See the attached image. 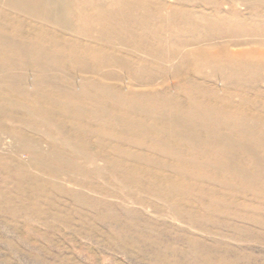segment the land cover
Masks as SVG:
<instances>
[{
	"label": "rangeland",
	"instance_id": "1",
	"mask_svg": "<svg viewBox=\"0 0 264 264\" xmlns=\"http://www.w3.org/2000/svg\"><path fill=\"white\" fill-rule=\"evenodd\" d=\"M88 1L49 13L53 67L0 56V264H264V0ZM168 99L199 148L167 131Z\"/></svg>",
	"mask_w": 264,
	"mask_h": 264
},
{
	"label": "bare ground",
	"instance_id": "2",
	"mask_svg": "<svg viewBox=\"0 0 264 264\" xmlns=\"http://www.w3.org/2000/svg\"><path fill=\"white\" fill-rule=\"evenodd\" d=\"M43 2H44V4H43ZM89 4H91V1H88V0H0V56H2V57H8V58H10L11 56L13 57V54H16V53H19V55H25V57H26V55L29 57V56H31L32 58L33 57H35V58H40V59H43V61L45 62L46 60H47V62L45 63V64H43L42 62L40 63V62H37V64L39 65V66H41L40 67V69L42 68V69H44V68H51V67H53V65H52V63H48V62H50L51 60H53L54 58H56V54H58L57 52H54L53 50H52V45H50L48 42V46H46V44H45V41L46 40H48V38H51V39H55L56 40V38L58 39L59 38V32H57L58 31V22L55 20V18L54 17H52V15L51 14H49V13H57L58 15H62V14H64L65 13V11H66V8H68L69 10H70V12H71V15L73 14V15H76L77 13H78V15H79V17H80V15L81 14H83L84 12L86 13V11L88 10V6L87 5H89ZM92 8V7H91ZM90 8V9H91ZM45 10H47V11H45ZM44 11V12H43ZM46 12V13H45ZM77 12V13H76ZM92 12V11H91ZM95 12V11H94ZM93 12V13H94ZM84 13V14H85ZM83 14V15H84ZM72 15V16H73ZM93 15V14H92ZM91 15V16H92ZM66 16V15H65ZM95 16V15H94ZM94 16H92V17H94ZM140 16V15H139ZM138 16V17H139ZM74 17V16H73ZM82 17V16H81ZM97 17H99L98 15H97ZM78 18V17H77ZM88 18V17H87ZM91 18V17H90ZM95 18V17H94ZM74 19V18H73ZM84 19H85V17H84ZM96 19V18H95ZM94 19V20H95ZM98 19V18H97ZM115 19V18H114ZM100 20V19H99ZM75 21V20H74ZM103 21V20H102ZM112 20H110V22H111ZM44 22H46V23H44ZM81 22V21H80ZM40 23L41 24H47V23H49L48 25H51V26H49L48 28L47 27H44L43 25H40ZM64 23V22H63ZM217 23V22H216ZM105 24V23H104ZM10 27H14V29H15V26L16 25H19V26H21L23 29H24V27H26V26H30V32H24V31H10V30H8V28H9V26ZM15 25V26H14ZM64 25V24H63ZM89 26V25H88ZM8 27V28H7ZM138 27V26H137ZM145 27V26H144ZM27 28V27H26ZM29 28V27H28ZM138 29H139V27H138ZM158 30V29H157ZM28 31V30H27ZM62 31V30H61ZM119 31V30H118ZM229 31V30H228ZM92 32V31H91ZM89 33V32H88ZM121 33H122V31H121ZM58 35V36H57ZM74 35H76V34H74ZM73 35V36H74ZM88 35H90V34H88ZM79 36V35H78ZM86 36V35H85ZM92 37H93V35H91ZM139 36V35H138ZM204 36V35H203ZM62 39V38H61ZM81 39V38H80ZM101 39V38H100ZM60 40V39H59ZM90 40V39H89ZM107 40V39H106ZM49 41H51V40H49ZM61 41V40H60ZM60 41H59V43H60ZM91 41V40H90ZM197 41V40H196ZM42 42V43H41ZM55 42H57V41H55ZM61 42H63V41H61ZM75 42V41H74ZM105 42V41H104ZM40 43L42 44V46L43 47H40L39 45H40ZM65 43V42H64ZM71 43V42H70ZM84 44H85V42H83ZM95 43V42H94ZM97 43V42H96ZM53 44V43H52ZM57 44V43H56ZM55 44V45H56ZM99 44V43H98ZM98 44H96V45H98ZM103 44H105V43H103ZM186 44V43H185ZM82 45V44H81ZM87 45V44H86ZM211 45V44H210ZM61 46V45H60ZM72 46V45H71ZM80 46V45H79ZM38 47H40V48H38ZM63 47H65L66 48V45L65 46H61V47H59L60 48V51H66L65 50V48H63ZM93 47V46H92ZM55 48V47H54ZM57 48V47H56ZM55 48V49H56ZM72 48V47H71ZM75 48V47H74ZM83 48V47H82ZM90 48V47H89ZM108 48V47H107ZM114 48V47H113ZM160 48V47H159ZM171 48V47H170ZM188 48V47H187ZM186 48V49H187ZM196 48V47H195ZM70 49V48H69ZM98 49V48H97ZM101 49V48H100ZM166 49V48H165ZM185 49V50H186ZM193 49V48H192ZM205 49H207V48H205ZM88 50V49H87ZM106 50V49H105ZM119 50V49H118ZM213 50V49H212ZM59 51V52H60ZM70 51V50H69ZM72 51H75V50H72ZM89 51V50H88ZM93 51H95V50H93ZM98 51H100L99 49H98ZM187 51V50H186ZM221 51V50H220ZM61 52V53H62ZM86 52V51H85ZM183 52V51H182ZM227 52V51H226ZM189 53V52H188ZM187 53V54H188ZM202 52H200V54H201ZM79 54V53H78ZM91 54V53H90ZM89 54V55H90ZM94 54H96L95 52H94ZM101 54V53H100ZM99 54V55H100ZM178 54V53H177ZM225 54V53H224ZM21 55V56H22ZM59 55H60V53H59ZM192 55H194V54H192ZM96 56V55H95ZM101 56V55H100ZM103 56V55H102ZM183 56V55H182ZM60 57V56H59ZM22 58V57H21ZM61 59V58H60ZM5 60H7V59H5ZM5 60H3V59H0V71H5L6 69H7V63H6V61ZM27 60V59H26ZM92 60V59H91ZM93 60H95V59H93ZM187 60V59H186ZM244 60V59H243ZM8 61V60H7ZM88 61V60H87ZM97 61V60H96ZM10 62V61H9ZM58 62V61H57ZM91 63V62H90ZM10 65V64H9ZM60 66H61V64H60ZM92 66V65H91ZM97 66H98V64H97ZM9 69H11V68H9ZM92 69V68H91ZM102 69V68H101ZM8 70V69H7ZM46 72V71H45ZM180 72V71H179ZM191 72V71H190ZM41 75V74H40ZM11 78V77H10ZM41 84V83H40ZM94 84V83H93ZM192 85V84H191ZM64 86V85H63ZM85 87V86H84ZM204 87V86H203ZM52 88V87H51ZM40 89H41V87H40ZM117 89V88H116ZM204 89V88H203ZM213 89V88H212ZM89 91V90H88ZM47 92V91H46ZM215 92V91H214ZM0 93H1V91H0ZM71 93V92H70ZM124 94V93H123ZM135 94H133V96H134ZM200 95V94H199ZM83 96V95H82ZM153 96V95H152ZM229 96V95H228ZM21 97V96H20ZM65 97V96H64ZM149 97V96H148ZM13 98V97H12ZM89 98V97H88ZM101 98V97H100ZM111 98V97H110ZM150 98V97H149ZM175 98V97H174ZM221 98H223V97H221ZM220 98V99H221ZM72 99V98H71ZM108 99V98H107ZM171 99V98H170ZM190 99V98H189ZM49 100V99H48ZM79 100V99H78ZM94 100V99H93ZM92 100V101H93ZM106 100V99H105ZM145 100V99H144ZM152 100V99H151ZM174 100V99H173ZM172 100V101H173ZM177 100V99H176ZM192 100L194 101V99L192 98ZM191 100V101H192ZM196 100V99H195ZM214 100V99H213ZM231 100V99H230ZM43 101V100H42ZM76 101V100H75ZM85 101V100H84ZM108 101L110 102V100L108 99ZM170 100L168 99V101L167 102H169ZM172 101H170V103H174V101L172 102ZM191 101H190V104L192 105V103H191ZM223 101H224V99H223ZM232 101V100H231ZM80 102V101H79ZM97 102V101H96ZM99 102V101H98ZM119 102V101H118ZM141 102V101H140ZM166 102V103H167ZM235 102V101H234ZM74 103V102H73ZM82 103V102H81ZM112 103V102H111ZM124 103V102H123ZM146 103V102H145ZM165 103V105L166 106H169V108H170V111H167L166 110V108H168V107H165V109L164 110H166V112H168V114H171L170 116H173V117H167V119L168 120H166L167 121V123H168V126H167V131H169V130H175V131H177V132H179L178 130L180 129V131L182 130L183 131V133L185 132V136H183L182 135V133L180 134L181 136H180V141H182V143H186L187 142V144H191L190 142V140H191V137H192V135H193V139H195V140H193V142L194 141H196V138H198L200 135V133L198 134V132H197V128L199 127V126H197V125H199V123L201 124V122H198L199 121V119H198V123H195L196 122V118H194V112H193V114L192 113H189V111H190V109H189V111L186 113H184V106H183V104H182V102L180 103H178L177 105H175V103H174V105L172 104V105H170V104H166ZM201 103V102H200ZM233 103V102H232ZM149 104H151V103H149ZM148 104V105H149ZM155 104V103H154ZM189 104V103H188ZM194 104V103H193ZM206 104V103H205ZM220 104V103H219ZM156 106H157V104H155ZM164 105V106H165ZM190 105V106H191ZM227 105V104H226ZM112 106V105H111ZM178 106V107H177ZM233 106H235L236 107V105H233ZM66 107V106H65ZM69 107V106H68ZM107 107H108V105H107ZM114 108H116V107H114ZM114 108H111L113 111H114ZM168 108V109H169ZM183 108V109H182ZM186 108V107H185ZM193 108V107H192ZM175 109H177V110H175ZM228 109V108H227ZM46 110V109H45ZM109 110H110V107H109ZM108 110V111H109ZM116 110H117V108H116ZM115 110V111H116ZM225 110V109H224ZM35 111V110H34ZM112 111V112H113ZM194 111V110H193ZM227 111V110H226ZM230 111V110H229ZM69 112V111H68ZM111 112V111H110ZM119 112V111H118ZM158 112V111H157ZM171 112V113H170ZM191 112V111H190ZM210 112V111H209ZM71 113V112H70ZM126 113V112H125ZM162 113H163V110H162ZM226 113V112H225ZM256 113V112H255ZM258 113V112H257ZM130 114V113H129ZM132 114V113H131ZM152 114V113H151ZM167 114V113H166ZM165 114V115H166ZM200 114H203V113H200ZM207 115H209V113L207 112L206 113ZM205 114V115H206ZM212 114V113H211ZM128 115V114H127ZM177 115V117L178 116H180L181 118H183V120H182V122L180 123L178 120H179V117L176 119V116ZM193 115V116H192ZM195 115H196V112H195ZM204 115V114H203ZM237 115V114H236ZM258 115H259V113H258ZM32 116V115H31ZM77 116H79V115H77ZM102 116V115H101ZM129 116V115H128ZM133 116V115H132ZM169 116V115H168ZM198 116H200V115H198ZM210 116V115H209ZM249 116H251V115H249ZM104 117V116H103ZM113 117V116H112ZM123 117V116H122ZM139 117V116H138ZM147 117H150V116H147ZM174 117H175V119H174ZM197 117V116H196ZM203 117V116H202ZM205 117V116H204ZM211 117V116H210ZM255 117V116H254ZM79 118V117H78ZM99 118H100V116H99ZM128 118V117H127ZM140 118V117H139ZM146 118V117H145ZM155 118H158V117H155ZM160 118V117H159ZM201 118V117H200ZM205 118H207L208 119V117L206 116ZM107 119V118H106ZM148 119V118H147ZM152 119V118H151ZM162 119V118H161ZM160 119V120H161ZM196 119V120H195ZM210 119V118H209ZM260 119H262V118H260ZM61 120V119H60ZM64 120V119H63ZM124 120V119H123ZM146 120V119H145ZM149 120V119H148ZM156 120H158V119H156ZM159 120V121H160ZM163 120V119H162ZM217 120V119H216ZM105 121V120H104ZM109 121H111V122H113V120H111V119H109L108 120V122ZM150 121V120H149ZM208 121H210V120H208ZM217 121H219V120H217ZM236 121V120H235ZM53 122V121H52ZM122 122H124V121H122ZM156 121L154 120V123H155ZM177 122V123H176ZM212 122V121H211ZM259 122V121H258ZM47 123V122H46ZM115 123V122H114ZM165 123V122H164ZM163 122L162 123H160V124H164ZM178 123L181 125V124H183V125H181V126H183V127H181V126H179L178 125ZM206 122H204V124H205ZM209 123V122H208ZM39 124V123H38ZM81 124V123H80ZM111 124V123H110ZM109 124V125H110ZM116 124V123H115ZM129 124V123H128ZM145 124V123H144ZM175 124V125H174ZM207 124V123H206ZM212 124V123H211ZM217 124V123H216ZM54 125V124H53ZM65 125V124H64ZM88 125V124H87ZM107 125V124H106ZM127 125V124H126ZM130 125V124H129ZM128 125V126H129ZM146 125V124H145ZM145 125H144V127H145ZM154 126L156 125V124H153ZM167 125V124H166ZM213 125V124H212ZM221 125V124H220ZM82 126V125H81ZM84 126V125H83ZM111 126V125H110ZM109 126V127H110ZM121 126H123L124 127V125H122L121 124ZM132 126V125H131ZM156 126H158V128H159V125H156ZM160 126H162L163 127V125H160ZM174 126V127H173ZM177 126V127H176ZM205 126V125H204ZM218 126V125H217ZM85 127V126H84ZM111 127H114V124H113V126H111ZM117 127H118V125H117ZM116 127V128H117ZM126 127V126H125ZM149 127V126H148ZM164 127H165V129H166V126L164 125ZM200 127H202L203 128V130H204V127L202 126V125H200ZM200 127H199V129H200ZM205 127H207L208 128V126H205ZM214 127H216V126H213V128ZM221 127V126H220ZM219 127V128H220ZM115 128V127H114ZM128 128V127H127ZM132 128V127H131ZM134 128V127H133ZM207 128H205V129H207ZM211 128H212V126H211ZM146 129H147V126H146ZM163 129V128H162ZM208 129H210V128H208ZM216 129V128H215ZM214 129V130H215ZM111 130V129H110ZM115 130H117V129H115ZM115 130H113V132L115 131ZM156 130V129H155ZM164 130V129H163ZM211 131V129L209 130V131H211V132H214L215 133V131ZM259 130V129H258ZM97 131V130H96ZM112 131V130H111ZM129 131V130H128ZM149 131V133H151L150 132V130H147V132ZM151 131H152V129H151ZM162 131V130H161ZM181 131V132H182ZM115 132H117V131H115ZM172 133H173V131H171ZM202 132V131H201ZM205 133H206V130L204 131ZM210 132V133H211ZM218 132H219V134H221L220 133V131L218 130ZM218 132H217V134H218ZM95 133V132H94ZM158 133H160L159 131H158ZM176 133V132H175ZM175 133H173V135L175 134ZM180 133V132H179ZM179 133H178V135H179ZM213 133V134H214ZM112 134H114V133H112ZM203 134V133H202ZM209 133H207L206 135H208ZM216 134V133H215ZM216 134V135H217ZM115 136H116V133L114 134ZM121 135H123V134H121ZM127 135H129V134H127ZM154 135V134H153ZM162 135H164V134H162ZM176 135V134H175ZM215 135V136H216ZM252 135V134H251ZM256 135V134H255ZM255 135H254V138H255ZM119 136V135H118ZM118 136H117V138H118ZM130 136V135H129ZM139 136V135H138ZM159 135H157V137H158ZM161 136V135H160ZM158 137V139L156 140V141H158L159 140V138H160V140H162V139H165V140H167L166 141V143L168 144L169 143V145L171 144V142H172V138L171 139H166L167 137ZM196 136V138H194ZM210 136V137H209ZM209 136H208V138H210V141H208V143L210 142H213V139L211 138V135L209 134ZM219 136V135H218ZM217 136V137H218ZM125 137H126V135H125ZM144 137V136H143ZM142 137V138H143ZM156 137V138H157ZM176 137V136H175ZM179 137V136H178ZM203 137L205 138L206 136H203L202 135V140H203ZM213 137H214V135H213ZM127 138V137H126ZM155 138V137H154ZM200 137H199V139H201ZM219 138V137H218ZM237 138H238V136H237ZM253 138V139H254ZM124 139V138H123ZM135 139V138H134ZM140 139V138H139ZM148 139V138H147ZM186 139V140H185ZM131 140V139H130ZM141 140V139H140ZM143 140V139H142ZM141 140V141H142ZM159 140V141H160ZM188 140L190 141L189 143H188ZM207 140V139H206ZM220 140V139H219ZM255 140H256V138H255ZM261 140H263L262 138H261ZM113 141V140H112ZM118 141H120V139L118 140ZM124 141H126V140H124ZM133 141V140H132ZM155 141V143H157ZM179 141V142H180ZM217 141V140H216ZM233 141V140H232ZM259 141V140H258ZM137 142V141H136ZM143 142H144V140H143ZM205 142H207V141H205ZM254 142V141H253ZM252 142V143H253ZM159 143V142H158ZM161 143H163V140H162V142ZM200 143H203L202 141L200 142ZM199 141L197 142H194V146H193V148H191V150H193V149H195V148H199ZM225 143V142H224ZM231 143V142H230ZM259 143V142H258ZM263 143V142H262ZM101 144V143H100ZM123 144V143H122ZM121 144V145H122ZM140 144V143H139ZM146 144V143H145ZM160 144V143H159ZM213 144H216V142L214 143H212V145ZM219 144V143H218ZM157 145V144H156ZM163 145V144H162ZM165 145V144H164ZM176 145H178L179 146V144L177 143ZM204 145V144H203ZM256 145H257V143H256ZM261 145V144H260ZM117 146V145H116ZM154 146V148L156 147L155 145H153ZM158 146V145H157ZM166 146H168V145H166ZM175 146V145H174ZM182 146H184V145H182ZM180 147V148H182V150H184L183 149V147ZM190 146V145H189ZM201 146V145H200ZM208 146H211V144L210 145H208ZM150 147H152V146H150ZM159 147H162V146H159ZM178 147V148H179ZM185 147V146H184ZM203 147V146H202ZM202 147H200V149L199 150H201L202 149ZM205 147H206V145H205ZM216 147H218V148H220L219 146H216ZM216 147H209V148H213V149H215ZM118 148H120V147H118ZM117 148V149H118ZM127 148V147H126ZM167 148H169V147H167ZM167 148H164V146H163V149H167ZM171 148V147H170ZM173 148V147H172ZM179 148V149H180ZM209 148H206V149H209ZM237 148V147H236ZM249 148V147H248ZM252 148V147H251ZM116 149V150H117ZM122 149V148H121ZM176 149V148H175ZM179 149H178V151H179ZM188 149V148H187ZM186 149V150H187ZM156 150V149H155ZM157 150H160V149H157ZM156 150V151H157ZM173 150V149H172ZM172 150H171V152H172ZM177 150V149H176ZM197 150V149H196ZM204 150H205V148H204ZM118 151V150H117ZM161 151H163L162 149H161ZM175 151V150H174ZM177 151V152H178ZM220 151V150H219ZM122 152V151H121ZM165 152H167V150L165 151ZM184 152V151H183ZM186 152V151H185ZM188 152V151H187ZM193 152V151H192ZM196 152V151H195ZM198 152V151H197ZM200 152V151H199ZM213 152H215V151H213ZM236 152V151H235ZM125 153V152H124ZM123 153V154H124ZM127 153V152H126ZM136 153V152H135ZM158 153H161V152H158ZM168 153V152H167ZM172 153H174V152H172ZM181 153V152H180ZM208 153H210V152H208ZM216 153H217V151H216ZM222 153V152H221ZM220 153V154H221ZM36 154V153H35ZM138 154V153H137ZM148 154V153H147ZM165 154V153H164ZM169 155L168 156H170V155H172L170 152L168 153ZM182 154V153H181ZM188 154V153H187ZM189 154H190V151H189ZM188 154V155H189ZM196 154V153H195ZM198 155H200V153H197ZM203 154H204V151H203ZM219 154V155H220ZM233 154V153H232ZM246 154V153H245ZM145 155V154H144ZM159 155V154H158ZM166 155V154H165ZM178 155V153H176V156ZM210 155V154H209ZM214 155H215V153H214ZM223 155H224V153H223ZM225 155H226V157L225 158H229V155L228 154H226L225 153ZM224 155V156H225ZM244 155V154H243ZM173 156V155H172ZM175 156V155H174ZM179 156H180V154H179ZM192 156V155H191ZM200 156H203V155H200ZM213 156V155H212ZM217 156V155H216ZM239 156V155H238ZM249 156V155H248ZM181 157H182V155H181ZM181 157H180V159H181ZM199 157V156H198ZM205 157V156H204ZM208 157V156H207ZM211 157V156H210ZM242 157V156H241ZM179 158V157H178ZM192 158H194V157H192ZM212 158V157H211ZM211 158H209L207 161L209 162V164H212V162H213V158H214V156H213V158L211 159ZM252 158V157H251ZM158 158H156L154 161L157 163V160ZM162 159V158H161ZM184 159V158H183ZM199 159H201V158H198V160ZM220 159V158H219ZM194 160V159H193ZM197 160V161H198ZM206 160V159H205ZM205 160H204V162H205ZM187 161V160H186ZM143 162V161H142ZM155 162H153L154 164H155ZM161 162V161H160ZM166 162V161H165ZM191 162V161H190ZM189 162V163H190ZM208 162H205L206 164H208ZM215 162V161H214ZM223 162V161H222ZM225 162V161H224ZM224 162L222 163L223 165H224ZM159 163V162H158ZM163 162H161V163H159L158 165L160 166V164H162ZM168 163V162H167ZM180 163H183L182 162V160H181V162ZM184 163H185V159H184ZM188 163V162H187ZM187 163L186 164H184V165H187ZM188 163V164H189ZM196 163V164H195ZM194 164H192V165H194V166H198V163H200V161H198V162H195ZM217 163V162H216ZM215 163V164H216ZM247 163V162H246ZM164 164V163H163ZM162 164V165H163ZM177 164V163H176ZM200 164H202V163H200ZM199 164V165H200ZM219 164H220V162H219ZM226 164V163H225ZM169 166L171 165L170 163L168 164ZM183 165V166H184ZM213 165V164H212ZM132 166V165H131ZM158 166V167H159ZM165 166V165H164ZM172 166H174V165H172ZM206 166V165H205ZM133 167V166H132ZM163 167V166H162ZM167 167V166H166ZM178 167V166H177ZM185 167V166H184ZM201 167H202V165H201ZM160 168V167H159ZM172 168V167H171ZM178 168H180V166L178 167ZM158 169V168H157ZM168 169H169V167H168ZM167 168H166V170H168ZM174 169H175V166H174ZM225 169V168H224ZM126 170V169H125ZM140 170H141V168H140ZM161 170V169H160ZM164 170H165V168H164ZM171 170V169H170ZM157 171V170H156ZM175 171V170H174ZM188 171V170H187ZM95 172V171H94ZM160 172V171H159ZM195 172H197L196 170H195ZM203 172V171H202ZM136 173V172H135ZM223 173V172H222ZM124 174V173H123ZM155 174V176L156 175H158V173L157 172H155L154 173ZM161 174H162V172H161ZM204 174H205V172H204ZM238 174V173H237ZM131 175V174H130ZM165 175V174H164ZM106 176V175H105ZM115 176V175H114ZM167 176V175H166ZM160 177V175H158L156 178H157V180H159L160 179V181H165L166 183L168 182V183H174L175 184V181H173L172 179H170V178H167V177ZM254 176V175H253ZM252 176V177H253ZM129 177V176H128ZM183 177V176H182ZM186 177V176H185ZM210 177L212 178V179H214V173H210ZM215 177H217V176H215ZM226 177V176H225ZM245 177H247V176H245ZM174 178V177H173ZM191 178V177H190ZM229 178V177H228ZM234 178V177H233ZM120 179V178H119ZM220 179V178H219ZM242 179V178H241ZM252 179V178H251ZM180 180H182V179H180ZM231 180V179H230ZM254 180V179H253ZM263 180V179H262ZM106 181V180H105ZM182 181H184V180H182ZM244 182V181H243ZM172 183V184H173ZM177 183V182H176ZM180 183V182H179ZM182 183V182H181ZM181 183H180V185H181ZM254 183V182H253ZM169 184V185H170ZM196 184V183H195ZM242 184H244V183H242ZM246 184V183H245ZM249 184H251V183H249ZM204 185V184H203ZM161 186H162V184H161ZM246 186V185H245ZM169 186L167 185V188H168ZM176 187H178V186H176ZM211 187V186H210ZM254 187V186H253ZM255 187H256V185H255ZM170 188V187H169ZM184 188V187H183ZM241 188V187H240ZM127 189H128V186H127ZM145 189V188H144ZM168 190V189H167ZM206 190V189H205ZM205 190H204V192H205ZM236 190V189H235ZM234 190V191H235ZM177 191H179V190H177ZM185 191H186V189H185ZM233 191V192H234ZM109 192V191H108ZM207 192V191H206ZM167 193H169V195H166V193H165V197H174V196H170L171 195V191L169 192V190L167 191ZM258 193V192H257ZM227 195V194H226ZM130 196V195H129ZM141 196V195H140ZM216 197V196H215ZM145 198V197H144ZM162 198V197H161ZM194 198V197H193ZM227 200V199H226ZM232 200V199H231ZM236 200V199H235ZM147 201V200H146ZM188 202V201H187ZM128 203V202H127ZM227 203V202H226ZM152 204V203H151ZM131 212V211H130ZM130 223V222H129ZM132 223V222H131ZM146 223V222H145ZM151 223H153V222H151ZM147 224H149V223H146V225ZM156 224V223H155ZM150 227H152V225H149ZM159 226V225H158ZM166 227V226H165ZM161 228V227H160ZM167 229V228H166ZM164 230V229H163ZM167 231V230H166ZM164 232H165V230H164ZM158 240V239H157ZM156 240H154V241H152V242H155ZM159 241H160V238H159ZM156 243H158V242H156ZM176 243V242H175ZM136 244V243H135ZM153 245V244H152ZM170 247V246H169ZM175 260V259H174Z\"/></svg>",
	"mask_w": 264,
	"mask_h": 264
}]
</instances>
